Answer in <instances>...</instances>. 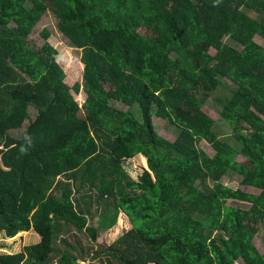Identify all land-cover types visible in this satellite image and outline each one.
Masks as SVG:
<instances>
[{
    "label": "trees",
    "instance_id": "1",
    "mask_svg": "<svg viewBox=\"0 0 264 264\" xmlns=\"http://www.w3.org/2000/svg\"><path fill=\"white\" fill-rule=\"evenodd\" d=\"M49 3L74 45L95 47L83 78L112 114L89 98L84 115L75 112L63 99L69 85L57 48L28 42ZM261 29L264 0H0V157L9 169L0 172V234L34 229L41 236L22 251L0 253V264H56L65 251L74 261L107 254V264H264L253 244L264 222ZM48 71L58 87L39 82ZM224 78L234 84L221 111L231 135H221L203 109ZM154 116L177 127L175 140L158 132ZM26 120L21 135L12 134ZM203 139L214 155L199 146ZM119 145L144 155L151 171L132 178L114 153ZM239 155L250 162L242 183L260 192L222 182ZM63 175L76 188L59 187ZM213 191L250 207L225 204ZM121 212L129 230L97 252L92 242L83 246L80 233L97 239L89 219ZM215 234L224 242L204 239Z\"/></svg>",
    "mask_w": 264,
    "mask_h": 264
},
{
    "label": "rangeland",
    "instance_id": "2",
    "mask_svg": "<svg viewBox=\"0 0 264 264\" xmlns=\"http://www.w3.org/2000/svg\"><path fill=\"white\" fill-rule=\"evenodd\" d=\"M244 9V7H243ZM246 12L250 15L255 16L256 13L247 9ZM59 19L54 10V6L49 3V7L45 14L42 16L40 22L35 26L32 33L28 38V42L31 46L38 48L44 42L51 43L55 48H57L59 55H58V62L64 69L66 73L65 82L69 85V89L63 94V99L73 108L75 112L81 113V116L84 115V102L89 98L91 99L102 112L105 113H113L111 110L112 106L109 104H105L99 95L92 89V87L87 84L83 78V71L86 62L91 58V56L95 52V47L92 45L87 49H83L78 47L72 43V41L67 38L57 26ZM141 32L148 34V30L146 28H142ZM225 39L227 42L237 48L241 49L243 46L232 38L226 36ZM256 41L264 46V29H261L260 32L255 37ZM212 54L216 53L214 48L209 49ZM40 83H43L51 88H56L59 86L61 80L58 79L51 71L44 73L40 80ZM234 84L229 79H221L220 85L216 88V91L209 97L204 105L203 109L207 112L213 119L216 120L215 129L221 133V135H231L232 129L231 126L221 115L222 108L226 102V100L231 97L233 92ZM117 105V102H114ZM113 104V105H114ZM114 105V106H115ZM120 108H124L121 103H119ZM31 115L33 117L36 110L34 107H30ZM117 116L116 113L113 114V117ZM119 118V117H118ZM154 122L156 124V129L158 132L170 139L175 140L177 137V127L168 123L165 119L154 116ZM29 120H26L24 126L21 129H15L12 131V134L15 136H20L22 131L26 129L28 126ZM199 146L203 148L206 152L210 155H214L215 149L213 146L206 141L205 139L199 142ZM8 147L7 144H4L1 148L2 151ZM134 149V148H133ZM131 147L127 145H119L115 149V154L118 157L124 158L127 160L125 163L127 165V169L132 178L137 179L139 175H141L145 169L150 170L148 159L142 155L140 152L133 150ZM1 155V152H0ZM145 159V161H144ZM250 162L247 158L242 155H239L236 158V161L231 169L221 178L222 182L227 184L228 186L234 189H242L249 193H258L260 189H257L253 186H247L242 183V175L241 169L242 167L249 166ZM9 171L6 168L0 157V172H7ZM11 176L15 175L14 172H8ZM59 183L61 184L59 187L63 188L66 186H73L76 188L75 183L72 180H69L67 175H63L59 177ZM209 185L212 186V182H208ZM57 187V190L59 189ZM61 191V189H59ZM58 190V192H59ZM75 191V190H74ZM87 189H84V192ZM86 193V192H85ZM82 196L83 189H79L77 193L75 192L74 198L76 195ZM213 194L216 197L220 198L225 204H229L232 206L240 207V208H249L250 203L244 199H236L230 198L227 196H219V194L213 191ZM64 195V206L62 207V212L65 213L68 210V203L70 202V198L63 190ZM77 195V196H78ZM86 198V195L84 196ZM70 220V219H69ZM66 222V220H64ZM87 226H95L97 227V239L94 240L92 236L88 232H83L79 234V238L82 240L83 246H87L89 242L95 244L96 252L100 250V245L103 247H108L112 244L115 240H117L122 234H124L127 230L132 227V223L130 222L128 216L121 212L118 215H106V216H96L93 220L89 219L87 221ZM68 223V222H66ZM86 226V228H87ZM191 234L192 233L190 231ZM200 234L196 233V236ZM200 237V236H199ZM41 236L34 230L31 229L29 231H20L14 237H7L4 234H0V253L2 252H19L24 250L26 245L33 244L39 241ZM207 242H224L223 239L220 237L219 234H215L210 237L204 238ZM254 249L258 255L264 253V222L259 224V232L253 239ZM239 249L238 247H235ZM102 250H105L104 248ZM105 252L103 251V254ZM107 254L102 255V257L97 258L95 260H91L89 258L85 260H78L74 261L72 259V253L70 251H65L61 262H56V264H107L108 258L106 257ZM54 259V258H53ZM52 259V260H53ZM156 264V263H151ZM235 264H244L242 259H239Z\"/></svg>",
    "mask_w": 264,
    "mask_h": 264
},
{
    "label": "crops",
    "instance_id": "3",
    "mask_svg": "<svg viewBox=\"0 0 264 264\" xmlns=\"http://www.w3.org/2000/svg\"><path fill=\"white\" fill-rule=\"evenodd\" d=\"M40 240V239H39Z\"/></svg>",
    "mask_w": 264,
    "mask_h": 264
}]
</instances>
